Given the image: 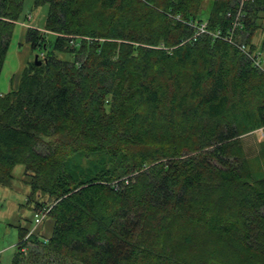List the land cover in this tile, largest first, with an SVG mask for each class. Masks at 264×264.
Here are the masks:
<instances>
[{
  "label": "trees",
  "instance_id": "1",
  "mask_svg": "<svg viewBox=\"0 0 264 264\" xmlns=\"http://www.w3.org/2000/svg\"><path fill=\"white\" fill-rule=\"evenodd\" d=\"M24 2L0 0V74ZM32 3L43 60L0 94V185L23 166L51 231L20 227L10 264H264V176L235 143L264 134V0Z\"/></svg>",
  "mask_w": 264,
  "mask_h": 264
},
{
  "label": "rangeland",
  "instance_id": "2",
  "mask_svg": "<svg viewBox=\"0 0 264 264\" xmlns=\"http://www.w3.org/2000/svg\"><path fill=\"white\" fill-rule=\"evenodd\" d=\"M210 5V1H206L202 5L200 14L204 18L208 16ZM46 15L47 6L35 8L33 7L32 0H25L19 20L24 19L21 22L23 25H27L31 21V24L42 29L40 32H43ZM198 25V23H195V30H198ZM260 38V32H258L252 42L258 43L260 42ZM16 43L13 39L8 47L6 60L0 74V91H5V88L3 90V86H7V80L10 77L11 71L15 69L17 64ZM35 55H37L36 50H34L31 56V62L34 61ZM255 55L259 56V53L256 52ZM261 59L264 65V56ZM38 60L42 63L43 55H40ZM263 138V129L251 130L247 128L235 139V143L243 151L244 158L252 174V180L264 176ZM106 161L107 158L101 154L90 155L87 158L78 157L73 161L72 167H75L76 170L82 169L83 171L90 172L94 176L99 169L104 167ZM11 173L12 179L9 185H0V264H10L11 258L16 252L18 229L20 227L29 228V231L38 228V230L44 231V233L51 231V225L48 221H43L42 219L39 223L35 221L36 212L34 213L33 210L37 202L48 203V196L39 192L31 194L28 183L30 179L24 174L23 166L18 165L14 167ZM29 250L30 248H27L23 251L25 256L28 255ZM63 262L65 263L59 262V264H79L72 260H65Z\"/></svg>",
  "mask_w": 264,
  "mask_h": 264
},
{
  "label": "crops",
  "instance_id": "3",
  "mask_svg": "<svg viewBox=\"0 0 264 264\" xmlns=\"http://www.w3.org/2000/svg\"><path fill=\"white\" fill-rule=\"evenodd\" d=\"M22 21H24V19L14 22L10 44L13 41V39L15 40V42H17L16 43L17 64L15 66V69L11 71L10 77L7 80L8 81L7 86L5 87L3 86V90L5 88V91H0L1 95L17 89L21 74L24 68L26 67L27 63L30 62L31 60V56L34 51H32L31 44L26 39L27 30L29 29L35 31L42 30L39 29L38 27H35V25L31 24V21L27 25H23V23H21ZM261 58H263L262 55H260L259 57L260 65H261L260 68L264 71V65Z\"/></svg>",
  "mask_w": 264,
  "mask_h": 264
},
{
  "label": "built area",
  "instance_id": "4",
  "mask_svg": "<svg viewBox=\"0 0 264 264\" xmlns=\"http://www.w3.org/2000/svg\"><path fill=\"white\" fill-rule=\"evenodd\" d=\"M197 32H198L199 34L206 33V32H207V29H206V23L201 24V25L198 27ZM215 37H219V33H217V34L215 35ZM227 41L230 42L231 40L228 39ZM252 56L254 57L255 65H256V66H260V59H259V56H256V55H252ZM43 217H44V213L37 214V215H36V220H35V221H36L37 223H39L40 220H41Z\"/></svg>",
  "mask_w": 264,
  "mask_h": 264
},
{
  "label": "water",
  "instance_id": "5",
  "mask_svg": "<svg viewBox=\"0 0 264 264\" xmlns=\"http://www.w3.org/2000/svg\"><path fill=\"white\" fill-rule=\"evenodd\" d=\"M34 63L36 66H39L41 64V61L38 60V55L34 56Z\"/></svg>",
  "mask_w": 264,
  "mask_h": 264
}]
</instances>
